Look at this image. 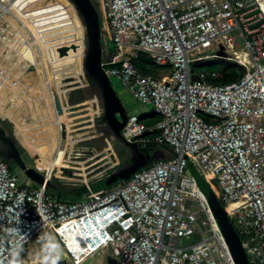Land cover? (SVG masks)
I'll return each instance as SVG.
<instances>
[{"label": "built area", "instance_id": "built-area-1", "mask_svg": "<svg viewBox=\"0 0 264 264\" xmlns=\"http://www.w3.org/2000/svg\"><path fill=\"white\" fill-rule=\"evenodd\" d=\"M16 1L0 0V81L26 79L16 71L36 68V50H45L44 42L12 8ZM97 2L104 20L105 74L159 116L148 125L138 115L128 114L121 135L142 146H168L172 156L108 190L92 191L87 186L83 199L69 202L50 197L44 186H30L0 153V264H8L7 250L17 242L22 254L47 231L63 242L62 230L68 225L82 240L81 260L74 259V264H87L100 253L117 264H235L190 164L226 210L249 264H264L261 4L258 0ZM240 46L244 55L225 59L245 69L243 75L237 72L234 82L217 85L219 72L195 71V64L216 57L208 52ZM140 54L163 74L137 68L134 60ZM51 55L49 51V59ZM37 170L51 180L53 172ZM194 237L195 242L185 243ZM66 248L65 258L76 257Z\"/></svg>", "mask_w": 264, "mask_h": 264}, {"label": "bare ground", "instance_id": "bare-ground-1", "mask_svg": "<svg viewBox=\"0 0 264 264\" xmlns=\"http://www.w3.org/2000/svg\"><path fill=\"white\" fill-rule=\"evenodd\" d=\"M52 2L55 8L58 6L64 9L66 8L64 12H61L60 15V18L62 19L61 23L64 24L63 27H70L69 30L67 29L68 31L65 30L66 33H63V31L57 32L56 30L58 29L53 30V32L51 33H47L46 26L43 25V21L41 18H43L44 15L47 14L46 12L51 8L48 6H50ZM258 2L261 4V9L264 13V0H258ZM12 8L15 11L19 12L20 15H22L26 23L33 30V34L37 37L38 41L40 40L44 42L46 53L49 54V51L52 53L51 59H47L48 62L52 63V66L55 61L56 63H60L63 60L75 61L78 58L83 59V27L81 26V22L75 13L74 7L67 0H18L12 5ZM41 32H44L45 34ZM64 45L69 47V49H72L73 51H69L66 56L61 57L58 54V50L56 49L61 46L63 47ZM73 46H75V49L73 48ZM43 65L46 66V63H41V66ZM80 73L83 80L81 79L80 85L77 84L75 86V89L71 90V94L74 97V102L71 104H83L86 101H89L92 102V107H90V104V106H88V104L83 106V112L86 118L85 121H83L85 118L78 119V116L75 114L74 109L71 112L67 111L65 119L63 120L64 124L73 122L80 128L91 127L90 129H86V132L93 135L97 133L99 137H93L92 139H97L96 141L101 143V146L99 147L100 149L102 147L108 148V146H110L111 144L107 143L106 140L102 138V134L98 132L95 125L96 114H100V108L99 106H96L97 97L92 94L88 80L83 73L82 62ZM24 80L25 82H27V79ZM18 83H20V81H12L11 86L13 90L18 89L19 91H21V93H15L14 96L10 97V99H4L6 95H3V93L0 91V119L13 125L14 134L19 139L18 141L22 143V145L32 156L39 155L41 157V167L46 168L48 174L52 173V167L55 162H58L57 164H59V161H55L54 159L57 149L61 152L62 160L66 158V156L70 157L71 160L79 159L82 152V146L80 145L85 141H81L78 143L77 141L70 139L73 136L70 130H68V136L70 137L67 139L66 144L59 147L60 129L61 133L63 129L62 120L60 119L58 113V110L61 113V108L57 103V93L54 92L55 85H53L51 77L47 79V86H50L52 89L48 87H41L42 85H40V88H34L29 85V82H27V85H25L24 89H22L17 88ZM3 86L4 85H1L0 87ZM37 93H41L43 99L45 100V104L42 109H36V106H33L35 105V101H38ZM31 94L34 95V98L31 97ZM9 101L13 102L15 104L14 106L16 107H6ZM31 105L33 106L32 110L30 109ZM91 108L94 111V115L92 117L89 112ZM27 117L35 119L36 122H43V124L40 126L38 125V123H28ZM11 120L17 122L19 125L16 127ZM99 148L98 150L96 149L93 152V155H91L87 159L86 162L88 164H92L94 158H109L108 155L102 154L105 149L103 151ZM113 156L114 155H112V157ZM102 167L106 170L109 165L106 163L102 165ZM61 237L63 238V242L61 239L60 241L63 244L64 250L67 249L66 246L69 247L76 256L73 257V259L81 260L79 252L81 250L82 240L77 232L68 225L65 226L62 230Z\"/></svg>", "mask_w": 264, "mask_h": 264}, {"label": "rangeland", "instance_id": "rangeland-1", "mask_svg": "<svg viewBox=\"0 0 264 264\" xmlns=\"http://www.w3.org/2000/svg\"><path fill=\"white\" fill-rule=\"evenodd\" d=\"M92 1H93L95 7L98 9V11L101 15V11L98 7L97 0H92ZM48 7H51L52 9L50 8L46 12L47 14L44 15L43 18H41L43 21V25L46 26L47 33H51L55 29H58V30H56L57 32L63 31V33H66V31H68L70 27H68V28L63 27L64 24L61 23L62 19L60 18L61 12H64V10L66 8L64 9V8L59 7V6L55 8L53 2ZM69 10H71V9H69ZM61 27H63V28H61ZM103 27H104V20L102 18V32L104 31ZM83 45H84V42H83ZM69 51L72 52L73 50L70 49ZM36 53L38 56V66L36 68H31V69H28L26 71H24L23 68L20 69V71L18 69L16 71V73L25 74L24 77H26L27 82H29V85L34 87V88L35 87L40 88V85H42L41 87H45V88L48 87V88L52 89L50 86H47V84H48L47 79L49 77H51L52 83H53V85H55L54 92L57 93V103H58V106L61 108V113L58 109L57 110L59 113V117L62 120V126H63V129L65 130V133H66L67 127H69L68 130H70L71 134L73 135L72 138H70V139L77 141L78 143L81 141L92 140V137L95 136L97 133L95 135H93L91 133H87L86 136H88L89 139L84 140V139H82L83 135H82V131H81L80 127L77 128V126H74V124L72 122L68 123L66 126V124H64V121H63L65 119V115L68 111L67 107L64 108V104L67 102L68 93H70V95L72 96L71 90H74L72 87L73 82H74L73 77H75L74 75H76L78 79L81 78L80 67H81L82 59L78 58L75 61L67 60V62L65 60H63L60 63H56V61H55L53 66H52V63L48 62V60H47L49 58H48L45 50L37 49ZM235 53L237 55H244L246 53V51H245L243 46H240L239 48H233V49L228 48V51H226V48H221V50H219V51H210L207 53V55L210 56L212 54H215L216 57L215 58L209 57L207 61L201 62L199 64H195L194 66H199V68L196 69L195 71L198 72V70H201V71L211 73V72L215 71V69L219 66V64L228 65L227 62H229V61L226 62V60H225L226 57L236 59ZM41 63H46V66L45 65L41 66ZM61 63H64V67L60 66ZM230 63L233 64L232 61H230ZM233 65H237V64L234 63ZM194 69H195V67H194ZM72 72H75V74H72ZM151 73L155 76H160L161 74H163L159 70H154V69L151 70ZM221 77H223V76L221 75L219 78H221ZM0 82H1L0 86L4 85L3 87H0V91L3 93V95H6L4 99H10V97L14 96L15 93H17V94L21 93V91H19L18 89H16V90L12 89V86H11L12 81H0ZM27 82H25L24 79L21 80L20 83L17 84V88L24 89V86L27 85ZM112 83H113V86L116 89L117 93L119 94V96H120V98L124 104V107L126 108V111L128 112L129 115L130 114H136L145 120L149 119L152 116V114H153V113H151L152 107L150 105H144V104H141L138 101L134 100L130 95L126 94L124 88L115 79H112ZM56 87H57V89H56ZM37 95H38V99H37L38 101H35V105H33V106L34 107L36 106V109H39V108L42 109L44 107L45 100L43 99V96L41 93H37ZM31 97L34 98V95L31 94ZM86 100H88V99H86ZM86 104H88V106L91 105L90 107H92V102L86 101L85 103H83L82 108L77 110V116L80 119L85 118V114L83 112V106ZM14 105L15 104L13 102L9 101V103L7 104L6 107H8V108L16 107ZM33 106L32 105L30 106L31 110H32ZM99 108H100V106H99ZM95 110H97V109H95ZM89 112H90V115L92 117L94 114L91 112V109L89 110ZM100 113H101V109H100ZM96 117H97V114H96ZM85 120H86V118L83 121H85ZM27 122L28 123H38V125H40V126L43 124V122H36L35 119L30 118V117H27ZM63 129H62V131H63ZM59 136H60L59 139H60L61 143L63 144V145L59 144V147L61 145L64 146L66 144V140H65L66 135L64 134V138H63L62 133L60 132ZM95 140H97V139H95ZM60 141H59V143H60ZM106 142L111 144L110 146H108V148L106 147L107 148L106 151H108V152L112 151V155L114 153H115V155L112 157L111 154L106 152L105 155H108L109 158L100 159L99 161L97 160L95 162L92 161L94 163L89 167L87 166V163H81L80 164V170L82 172L77 171V170H73L70 168L74 164V163H72L70 157L64 158L63 160L59 161V164H57L58 162H55L53 167L54 166H58V167L67 166V167H64V169H66L68 172L65 175H63L62 172H61V174L55 175L56 171H51V172H53V174H52V178L50 181H52L56 186L60 185L61 187L59 189L49 188L47 190V194L52 198L60 199L62 201H71L66 196V193H65V192H68L69 190L68 191L63 190L65 187H66V189H72V188L76 189V188L83 187V186L87 187L86 186L87 182H89V183L93 182V183L89 184V186H88L89 188L92 189V191H97V190L99 191L101 189L102 190L106 189L104 183H102V180H101L103 178V176L110 173V171L112 170V168L115 165H124L130 160L129 151L126 150L121 144L113 143L110 139H107ZM82 144L80 146H82ZM99 144L101 146V143H99ZM86 145L89 146V143L85 142V146ZM106 148L102 147L101 149L104 151V149H106ZM22 150H23L24 158L28 162L30 167H33L35 169L37 168L39 170H47L46 168L41 167L42 162L37 156H35L34 158H30L28 153L24 149H22ZM58 151L60 152V150H58ZM91 155H93V153ZM60 157H61V154H58V158H60ZM106 163L109 165V167H107L106 170L104 168H100L99 169L100 171L98 173L93 174V175L90 174L91 172H88V169L90 167H93L97 164L104 165ZM8 164L11 167V169L14 172L18 173L20 175V177L25 182H29L30 186H32L34 188L38 187L35 183H31L28 180V178H26L24 176V174L22 172H20V170L18 169V167L15 164H12V163H8ZM53 167H52V170H53ZM49 236L52 237L54 239L55 244L59 246L60 259H59L58 264H74V262H75L74 259L64 257L63 254H64L65 250H64L63 244L61 243L60 239L58 237H56L53 232H50V231L45 232L43 234L42 238L33 241L29 245V247L25 251H23V253L20 256L22 264H45V255L46 254L44 252V246H45V244L48 243L47 238ZM196 240H197V238L194 237L192 239L185 240V243L190 244V243L195 242ZM87 264H116V263L108 254L100 253V254L96 255L92 260L87 262Z\"/></svg>", "mask_w": 264, "mask_h": 264}, {"label": "water", "instance_id": "water-1", "mask_svg": "<svg viewBox=\"0 0 264 264\" xmlns=\"http://www.w3.org/2000/svg\"><path fill=\"white\" fill-rule=\"evenodd\" d=\"M74 7L76 14L83 26L84 55L82 59V69L91 88V92L98 99L101 115L95 120L98 132L107 141L121 144L130 153V160L124 165H115L112 171L103 176L102 183L105 188L128 181L138 171L148 168L154 162L168 159L164 152L154 144L142 146L138 143L127 141L121 130L128 121V112L102 68L103 45H102V18L92 0H67ZM75 49V46H73ZM69 47L63 46L59 49V55L64 57L69 52ZM88 92V91H87ZM69 103L74 102V97L68 95ZM64 132L62 136L64 138ZM85 142L89 146H85ZM82 144L80 161L87 160L91 154L99 148L100 144L95 140H88ZM0 153L7 163L15 164L20 172L38 186L59 189L60 185H55L52 181H46L44 175L37 169L30 167L24 158L23 150L18 138L14 134L13 125L0 119ZM190 170L194 175L198 186L205 195L222 232L235 264H249L246 252L243 248L240 236L238 235L233 222L229 219L226 210L217 199L209 184L196 172L190 164Z\"/></svg>", "mask_w": 264, "mask_h": 264}, {"label": "trees", "instance_id": "trees-1", "mask_svg": "<svg viewBox=\"0 0 264 264\" xmlns=\"http://www.w3.org/2000/svg\"><path fill=\"white\" fill-rule=\"evenodd\" d=\"M134 65L146 74H152L151 73L152 69L158 70V67L155 66L152 60L145 54H140L138 58L134 60ZM60 66L64 67V63H61ZM194 67L195 69L199 68V66H194ZM215 71L219 72L223 77L215 79L214 83L217 85H223V84H229V83L234 82L238 77L237 72L239 71L240 75H243V73L245 72V69L240 66L228 63V65L219 64V66L215 69ZM72 74H75V72H72ZM74 76L75 77H73L74 78L73 80L77 82L78 78L76 75ZM158 120H155L147 124L151 125ZM158 148H160L164 152L167 158L172 156V151L168 146H158ZM61 172L65 175L68 171L66 169H61ZM65 191H68V190H65ZM87 192H88L87 187L83 186V187H79L76 189H73V188L69 189V191L65 193H66V196L71 200L69 202H75V201L83 199L84 195Z\"/></svg>", "mask_w": 264, "mask_h": 264}, {"label": "clouds", "instance_id": "clouds-1", "mask_svg": "<svg viewBox=\"0 0 264 264\" xmlns=\"http://www.w3.org/2000/svg\"><path fill=\"white\" fill-rule=\"evenodd\" d=\"M10 234L19 235L17 230L9 229ZM48 243L44 246L45 252V264H58L60 259V250L59 246L55 244L54 239L52 237H48ZM22 251V246L17 242L11 249H8V255L10 259L8 260V264H22L20 254Z\"/></svg>", "mask_w": 264, "mask_h": 264}, {"label": "crops", "instance_id": "crops-1", "mask_svg": "<svg viewBox=\"0 0 264 264\" xmlns=\"http://www.w3.org/2000/svg\"><path fill=\"white\" fill-rule=\"evenodd\" d=\"M126 92V91H125ZM126 94H127V92H126ZM61 105V104H60ZM151 113H153V111L151 112ZM158 118H159V116L158 115H155L154 113L152 114V116L149 118V119H147V120H145L144 119V121L146 122V123H151V122H153V121H155V120H158ZM12 121V120H11ZM12 123L17 127L19 124L17 123V122H14V121H12ZM62 132H64L65 133V130L63 129V131ZM19 140V139H18ZM19 143H20V146L22 147V149H24L27 153H28V155L30 156V158H34L35 156H37V155H34V156H32L28 151H27V149L22 145V143L19 141ZM98 150V149H97ZM102 150V149H101ZM114 153V152H113ZM58 154H61V152H59L58 151V149H57V152L55 153V156H54V159H55V161H61L62 160V158L60 157V158H58ZM113 155H115V153L113 154ZM40 160H41V157L38 155L37 156ZM66 158H67V156H66ZM99 159H101V157H98V158H94V162L95 161H97V160H99ZM72 161V163H74L73 164V166L72 167H70L71 169H73V170H77V171H81L80 170V164L81 163H87L86 161L87 160H85V161H80L79 159H76V160H71ZM42 162V161H41ZM94 162H92V164L94 163ZM88 164V163H87ZM92 164H88L87 166L89 167V166H91ZM99 166V167H98ZM65 167H67V166H65ZM100 168H103L102 167V165L101 164H97V165H95V166H93V167H90L89 169H88V172H91V175H93V174H95V173H98L100 170ZM61 169H64V167H58V166H54L53 167V170L52 171H56V174L55 175H58V174H61ZM94 171V172H93ZM82 172V171H81ZM64 175V174H63ZM85 183V182H84ZM91 183H93V182H91ZM91 183H89V182H87L86 183V186H88L89 184H91ZM115 263H116V261H115ZM117 264V263H116Z\"/></svg>", "mask_w": 264, "mask_h": 264}, {"label": "flooded vegetation", "instance_id": "flooded-vegetation-1", "mask_svg": "<svg viewBox=\"0 0 264 264\" xmlns=\"http://www.w3.org/2000/svg\"><path fill=\"white\" fill-rule=\"evenodd\" d=\"M81 78H82V76H81ZM81 78H79L78 80H77V82H75V80H74V82H73V89H75V86L77 85V84H79L80 85V81H81ZM69 102L67 101L65 104H64V108H68V111H72L73 109H74V111H75V114L77 115V110L78 109H80V108H82V105L83 104H68ZM94 103H95V101H94ZM96 106H99V102H98V99H97V105ZM93 109L91 108V111H92ZM93 114H94V111L92 112ZM98 117V116H97ZM96 117V118H97ZM78 119H80V118H78ZM70 123V122H69ZM73 123V122H72ZM74 124V126H78L77 124H75V123H73ZM66 126H67V124H66ZM79 127V126H78ZM68 128L69 127H67V130H66V133H65V135H66V138H65V140L67 141V139L70 137V136H68ZM91 127H81L80 129H81V131H82V139H84V140H86V139H89V137L88 136H86L87 135V130L86 129H90ZM97 128V127H96ZM98 129V128H97ZM96 132V131H95ZM93 137H95V138H98L99 136L98 135H95V136H93ZM92 137V138H93ZM107 149H105V151L103 152L104 154L107 152V153H109V154H111L112 155V151H106ZM102 153V154H103ZM109 157V156H108ZM112 171V170H111ZM110 171V172H111ZM65 189H66V187L63 189L64 191H65ZM74 189V188H73ZM66 190H69V189H66Z\"/></svg>", "mask_w": 264, "mask_h": 264}]
</instances>
